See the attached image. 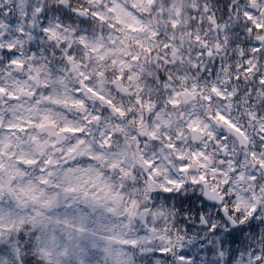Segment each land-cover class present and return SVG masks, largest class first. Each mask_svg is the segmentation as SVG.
I'll list each match as a JSON object with an SVG mask.
<instances>
[{"label": "clouds", "instance_id": "clouds-1", "mask_svg": "<svg viewBox=\"0 0 264 264\" xmlns=\"http://www.w3.org/2000/svg\"><path fill=\"white\" fill-rule=\"evenodd\" d=\"M0 264H264V0H0Z\"/></svg>", "mask_w": 264, "mask_h": 264}]
</instances>
